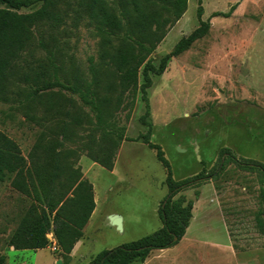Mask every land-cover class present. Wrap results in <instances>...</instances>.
<instances>
[{"label":"rangeland","instance_id":"1","mask_svg":"<svg viewBox=\"0 0 264 264\" xmlns=\"http://www.w3.org/2000/svg\"><path fill=\"white\" fill-rule=\"evenodd\" d=\"M234 5L231 17H213ZM202 6V19L211 20L209 34L173 58L163 75L153 74L149 89L152 142L162 146L175 180L196 179L181 192L194 200L193 218L179 244L154 250L144 263L132 264H264V234L258 226L259 219L264 222L263 174L243 167L249 161L264 164V0H202ZM197 9L198 0H188L187 12L153 54L156 66L182 37L199 27ZM70 18L55 33L57 42L46 27L41 30L49 50L56 52L62 77L72 73V66L76 73H87L89 58L98 56L99 39L92 26L84 22L75 27ZM38 40L39 36L25 53L35 67L48 63L49 57ZM139 81H144L142 74ZM61 97L57 93L42 97L36 110L40 125L28 121L17 104L0 101V130L27 156L49 126L44 116L50 99L63 102ZM144 113L139 94L131 119L126 120V113L121 116L127 136L139 141L125 143L115 174L101 166L89 174L103 201L69 259L62 258L50 236L49 246L37 251L8 245L31 200L9 181L0 182L2 264H90L102 251L163 226L159 207L169 195L166 171L156 152L140 138L148 132L140 121ZM89 163L87 158L85 168ZM108 213L122 217L123 231L110 223Z\"/></svg>","mask_w":264,"mask_h":264},{"label":"trees","instance_id":"2","mask_svg":"<svg viewBox=\"0 0 264 264\" xmlns=\"http://www.w3.org/2000/svg\"><path fill=\"white\" fill-rule=\"evenodd\" d=\"M38 3L37 9L21 12ZM0 5V101L17 104L28 121L40 125L36 110L42 97L56 93L64 97L63 102L50 99L44 116L49 126L27 156L0 130V182L9 181L31 200L8 245L15 250L46 249L52 233L58 253L63 259L71 257L96 208L94 185L84 177L81 156L113 171L122 143L139 141L127 136V123L121 119L123 113L127 121L131 119L139 94L145 102L140 121L148 127L140 138L156 152L166 171L169 195L159 207L163 226L136 241L102 251L90 264L144 263L152 251L179 244L194 209V200L181 192L196 179L175 180L162 146L152 142L149 89L153 74L163 75L173 58L209 34L211 20L202 19V0H198L199 27L182 37L159 66L154 64L153 54L187 12L188 0H0ZM235 9L236 5L213 17L229 18ZM69 18L75 27L84 22L92 26L99 39L98 56L89 58L87 73H76L72 66V73L62 77L56 52L49 50L41 30L46 27L51 40L57 42L55 33ZM37 36L49 57L48 63L35 67L25 53L35 45ZM243 167L263 174L264 198V164L249 161ZM260 213L264 215V208ZM258 226L264 234L260 219ZM4 260L0 256V264Z\"/></svg>","mask_w":264,"mask_h":264},{"label":"crops","instance_id":"3","mask_svg":"<svg viewBox=\"0 0 264 264\" xmlns=\"http://www.w3.org/2000/svg\"><path fill=\"white\" fill-rule=\"evenodd\" d=\"M127 142H136V141H124L123 143H122V145H121V148H120V150H119V152H118V155H117V158H116V161H115V167H114V169H113V171H110L111 172V174H115L117 171V168H116V165H117V163L116 162H118V157H120V155H121V152H122V150H123V147L125 146V143H127ZM88 157H86V156H83L82 158H81V161H80V165H82L83 166V173H84V177L85 178H87L93 185H94V190H95V202H96V208H95V211H94V213H93V215H92V217H91V219H90V221H89V223L93 220V218L95 217V215L97 214V212H98V208H99V204H101V202L103 201V198L102 197H100L99 198V195H98V193L96 192V186H95V184L91 181V179L89 178V174L91 173V171L96 167V166H101V165H99V164H97V163H95L94 161H92L91 159H89L90 160V163L88 164L89 165V167H87V168H85V166L83 165L84 164V161L87 159ZM102 167V166H101ZM104 168V167H103ZM105 169V168H104ZM107 170V169H106ZM109 171V170H108ZM100 199V200H99ZM111 214L112 213H108L107 214V217L109 218L110 216H111ZM112 215H114V214H112ZM88 223V224H89ZM124 220L122 221V229L124 228ZM88 226V225H87ZM86 229V228H85ZM77 245H78V243H77ZM22 261V260H21ZM24 261V260H23Z\"/></svg>","mask_w":264,"mask_h":264},{"label":"water","instance_id":"4","mask_svg":"<svg viewBox=\"0 0 264 264\" xmlns=\"http://www.w3.org/2000/svg\"><path fill=\"white\" fill-rule=\"evenodd\" d=\"M110 223L117 228V230H122V217L120 215L114 214L109 217ZM61 264V261L58 262Z\"/></svg>","mask_w":264,"mask_h":264},{"label":"built area","instance_id":"5","mask_svg":"<svg viewBox=\"0 0 264 264\" xmlns=\"http://www.w3.org/2000/svg\"><path fill=\"white\" fill-rule=\"evenodd\" d=\"M49 236H50V238H52V240H54L55 241V239L53 238V234L51 233V234H49ZM55 249L56 250H58V247L57 246H55Z\"/></svg>","mask_w":264,"mask_h":264},{"label":"bare ground","instance_id":"6","mask_svg":"<svg viewBox=\"0 0 264 264\" xmlns=\"http://www.w3.org/2000/svg\"><path fill=\"white\" fill-rule=\"evenodd\" d=\"M119 231H123V229L122 230H119Z\"/></svg>","mask_w":264,"mask_h":264}]
</instances>
